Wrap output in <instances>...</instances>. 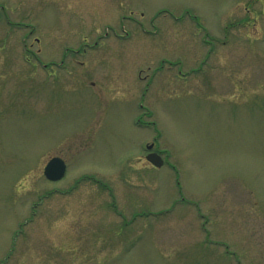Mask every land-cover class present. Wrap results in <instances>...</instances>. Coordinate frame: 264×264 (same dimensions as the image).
Instances as JSON below:
<instances>
[{
	"label": "rangeland",
	"instance_id": "374dc122",
	"mask_svg": "<svg viewBox=\"0 0 264 264\" xmlns=\"http://www.w3.org/2000/svg\"><path fill=\"white\" fill-rule=\"evenodd\" d=\"M261 1L0 0V264H264Z\"/></svg>",
	"mask_w": 264,
	"mask_h": 264
},
{
	"label": "water",
	"instance_id": "95a60500",
	"mask_svg": "<svg viewBox=\"0 0 264 264\" xmlns=\"http://www.w3.org/2000/svg\"><path fill=\"white\" fill-rule=\"evenodd\" d=\"M148 148L150 149L151 146ZM146 159L156 167L162 165V160L156 153L148 154ZM43 173L47 179L57 181L64 176L65 164L59 157H53L45 165Z\"/></svg>",
	"mask_w": 264,
	"mask_h": 264
},
{
	"label": "flooded vegetation",
	"instance_id": "af4514ba",
	"mask_svg": "<svg viewBox=\"0 0 264 264\" xmlns=\"http://www.w3.org/2000/svg\"><path fill=\"white\" fill-rule=\"evenodd\" d=\"M261 3H262V7L264 8V0H262ZM53 64H55V63H53Z\"/></svg>",
	"mask_w": 264,
	"mask_h": 264
}]
</instances>
